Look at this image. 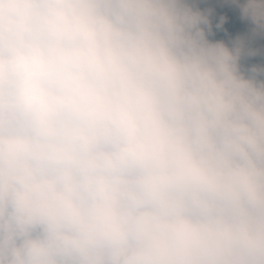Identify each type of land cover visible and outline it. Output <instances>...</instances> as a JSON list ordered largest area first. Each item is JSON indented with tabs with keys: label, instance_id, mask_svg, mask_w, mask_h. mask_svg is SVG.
<instances>
[{
	"label": "clouds",
	"instance_id": "1",
	"mask_svg": "<svg viewBox=\"0 0 264 264\" xmlns=\"http://www.w3.org/2000/svg\"><path fill=\"white\" fill-rule=\"evenodd\" d=\"M0 264H264V0H0Z\"/></svg>",
	"mask_w": 264,
	"mask_h": 264
}]
</instances>
